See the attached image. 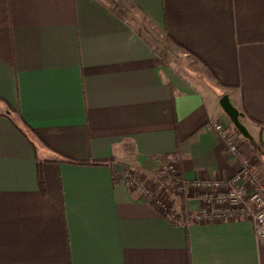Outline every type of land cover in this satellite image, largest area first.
Instances as JSON below:
<instances>
[{
    "label": "crops",
    "instance_id": "obj_1",
    "mask_svg": "<svg viewBox=\"0 0 264 264\" xmlns=\"http://www.w3.org/2000/svg\"><path fill=\"white\" fill-rule=\"evenodd\" d=\"M219 121L264 167V0H0V264H264L252 219L143 188L233 176Z\"/></svg>",
    "mask_w": 264,
    "mask_h": 264
},
{
    "label": "built area",
    "instance_id": "obj_2",
    "mask_svg": "<svg viewBox=\"0 0 264 264\" xmlns=\"http://www.w3.org/2000/svg\"><path fill=\"white\" fill-rule=\"evenodd\" d=\"M212 127L225 141L230 152L238 159L240 169L229 178H196L188 183L184 178L179 177V169L175 164L176 156L164 163L162 170L168 175L170 182L175 183L176 178L180 185L176 186L180 192H184L187 185L198 190L200 199L198 209L191 212L188 218L181 223H210L250 218L254 221L258 238L264 241V177L224 122H214ZM128 181L131 186L138 185L137 178L131 174H128ZM143 188L148 200L169 216H173L174 213L171 210L166 191L156 193L150 188L144 186Z\"/></svg>",
    "mask_w": 264,
    "mask_h": 264
},
{
    "label": "water",
    "instance_id": "obj_3",
    "mask_svg": "<svg viewBox=\"0 0 264 264\" xmlns=\"http://www.w3.org/2000/svg\"><path fill=\"white\" fill-rule=\"evenodd\" d=\"M220 105L231 119L235 128L247 139L253 141V135L246 124L241 120V111L231 102L229 95L224 94L220 98Z\"/></svg>",
    "mask_w": 264,
    "mask_h": 264
},
{
    "label": "rangeland",
    "instance_id": "obj_4",
    "mask_svg": "<svg viewBox=\"0 0 264 264\" xmlns=\"http://www.w3.org/2000/svg\"><path fill=\"white\" fill-rule=\"evenodd\" d=\"M241 120L246 124L247 122H248V120H247V118L245 117V115L244 114H242L241 113ZM242 148V147H241ZM254 153H256L257 155L255 156V155H253ZM261 153H262V151L259 149V147L257 146V147H255V149H254V152L251 154H248L250 157H251V159H252V161L256 164V166H257V169H258V171H259V173L264 177V167H263V161L261 160ZM173 180V179H172ZM179 180V179H178ZM175 183L174 182H167V183H165L164 184V186H165V189H166V192L169 194L170 193V195H171V197H170V195H168V194H166L167 196H168V200H169V202L172 200V195H178V197L180 196V197H182V195H184V192H180V190L178 189V187L180 186L179 185V183H178V181H176V178H175ZM178 187H177V186ZM170 205H171V208H172V205L173 204H171L170 203Z\"/></svg>",
    "mask_w": 264,
    "mask_h": 264
},
{
    "label": "trees",
    "instance_id": "obj_5",
    "mask_svg": "<svg viewBox=\"0 0 264 264\" xmlns=\"http://www.w3.org/2000/svg\"><path fill=\"white\" fill-rule=\"evenodd\" d=\"M239 132V131H238ZM240 133V132H239ZM179 177H181V175L179 176ZM166 183H167V181H166ZM182 208H181V213H178V214H173V216H172V220H173V222L174 223H177V224H179V223H181L183 220H185V219H187L188 218V216L190 215V212L186 209V205H185V196L184 195H182ZM161 212L162 213H164V214H167L166 212H164V211H162L161 210Z\"/></svg>",
    "mask_w": 264,
    "mask_h": 264
}]
</instances>
